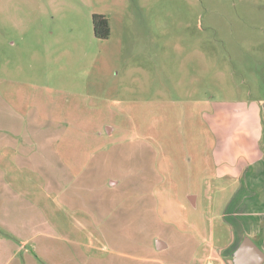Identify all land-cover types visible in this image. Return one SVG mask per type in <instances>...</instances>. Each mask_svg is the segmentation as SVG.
Returning <instances> with one entry per match:
<instances>
[{
	"label": "rangeland",
	"instance_id": "374dc122",
	"mask_svg": "<svg viewBox=\"0 0 264 264\" xmlns=\"http://www.w3.org/2000/svg\"><path fill=\"white\" fill-rule=\"evenodd\" d=\"M250 103L264 0H0V264H234L212 116Z\"/></svg>",
	"mask_w": 264,
	"mask_h": 264
},
{
	"label": "crops",
	"instance_id": "0c3cea01",
	"mask_svg": "<svg viewBox=\"0 0 264 264\" xmlns=\"http://www.w3.org/2000/svg\"><path fill=\"white\" fill-rule=\"evenodd\" d=\"M261 111L264 113V107L253 103L217 106L212 116V129L218 138L214 150L217 173L236 184L224 213L234 231V239L226 249L228 252L233 249L231 254L246 237L259 241L264 251V116L260 115ZM238 116L242 117L239 123ZM194 198L196 201L197 197ZM163 245L161 248L165 249Z\"/></svg>",
	"mask_w": 264,
	"mask_h": 264
},
{
	"label": "water",
	"instance_id": "95a60500",
	"mask_svg": "<svg viewBox=\"0 0 264 264\" xmlns=\"http://www.w3.org/2000/svg\"><path fill=\"white\" fill-rule=\"evenodd\" d=\"M158 249L162 242L158 241ZM234 264H264V251L249 237L238 245L232 254Z\"/></svg>",
	"mask_w": 264,
	"mask_h": 264
},
{
	"label": "trees",
	"instance_id": "16d2710c",
	"mask_svg": "<svg viewBox=\"0 0 264 264\" xmlns=\"http://www.w3.org/2000/svg\"><path fill=\"white\" fill-rule=\"evenodd\" d=\"M93 27L95 37L107 39L110 36V25L108 19L103 15L93 16Z\"/></svg>",
	"mask_w": 264,
	"mask_h": 264
},
{
	"label": "built area",
	"instance_id": "2783aa9c",
	"mask_svg": "<svg viewBox=\"0 0 264 264\" xmlns=\"http://www.w3.org/2000/svg\"><path fill=\"white\" fill-rule=\"evenodd\" d=\"M210 264H212V263H210Z\"/></svg>",
	"mask_w": 264,
	"mask_h": 264
}]
</instances>
